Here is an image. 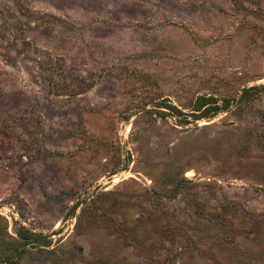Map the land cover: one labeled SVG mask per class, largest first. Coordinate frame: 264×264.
I'll list each match as a JSON object with an SVG mask.
<instances>
[{
	"label": "rangeland",
	"instance_id": "1",
	"mask_svg": "<svg viewBox=\"0 0 264 264\" xmlns=\"http://www.w3.org/2000/svg\"><path fill=\"white\" fill-rule=\"evenodd\" d=\"M0 264H264V0H0Z\"/></svg>",
	"mask_w": 264,
	"mask_h": 264
}]
</instances>
